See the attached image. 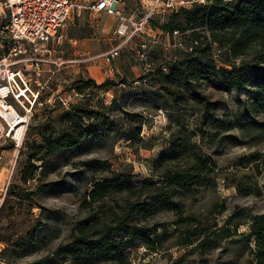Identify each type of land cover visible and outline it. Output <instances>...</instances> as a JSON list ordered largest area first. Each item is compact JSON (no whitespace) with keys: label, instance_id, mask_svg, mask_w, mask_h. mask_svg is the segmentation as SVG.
<instances>
[{"label":"rangeland","instance_id":"rangeland-1","mask_svg":"<svg viewBox=\"0 0 264 264\" xmlns=\"http://www.w3.org/2000/svg\"><path fill=\"white\" fill-rule=\"evenodd\" d=\"M79 1L83 5L89 0ZM206 2L195 0L190 4L184 0V5L180 4L174 11L192 9ZM139 4L140 0L137 5L126 7L136 15ZM3 13L7 14V8L0 0V28L5 20ZM170 13L154 15L152 23L160 25ZM180 18L184 20L182 15ZM116 23L113 14L90 13L83 7L79 14L71 13L61 27L62 42L52 44L56 45L57 53L72 60L54 73L47 71L48 66L41 72L38 81L42 85L43 103L35 107L21 145L14 146L10 138L1 140L0 242L3 249L0 258L6 264L33 261L68 241L72 228L88 215L90 207L94 218L107 214L105 211L121 196L112 194L87 206L85 201L90 200L93 183L111 177L113 172H130L135 180L150 174L153 158L169 145V138L180 123L190 130L197 125L205 131L203 138L196 135L193 140L216 162L218 172L215 188L200 186L181 199L183 217L193 216L213 229L231 224H236V229L231 236L200 253L193 244L180 243L183 236L179 230L171 233L177 214L173 210H161L149 219L161 224L156 234L162 235L164 230L168 233L158 242L159 250L139 246L131 250L130 264H246L249 247L255 242L248 223L254 215L264 213V99L258 100V91L253 86L225 91L222 86L199 80L197 87L206 95L210 111L225 120L220 128L203 124V106L193 99L187 105L182 104V109L176 105L164 107L168 94L158 95L163 92L158 68L167 73L169 70L162 63L181 58L183 50L173 46L169 31H163L156 35L158 42L149 40L147 60L135 55L139 36L122 45L115 58L106 60L103 53L122 39L114 33ZM191 37V31L183 29L180 39L189 44ZM3 41L6 39L0 42ZM4 50L5 44L0 43V55ZM219 51L214 42L211 54L216 61L220 58ZM108 66L111 72L105 73ZM89 77L97 83L111 80L114 84L81 86L83 92L73 88L75 80L79 79L76 85H83ZM36 84L33 79L32 87ZM179 91L181 94L183 89ZM70 104H75L76 113L84 114L81 123L85 127L92 124L98 128L97 137L83 138L76 146L56 147L54 151L43 147L45 139L50 135L55 137L64 125L62 111ZM94 110L100 118L90 115ZM109 119L118 121L120 127L104 126ZM127 119L142 122L141 142L130 144L121 138L120 129ZM254 153H259L257 159L252 157ZM95 158L108 161L109 168L95 172L86 166L84 161ZM24 171L28 172L26 179L21 178ZM237 181L245 182L254 191L245 194L238 191ZM221 204H225V209L219 211ZM237 211L239 216L235 215ZM231 217V224H226Z\"/></svg>","mask_w":264,"mask_h":264},{"label":"trees","instance_id":"trees-1","mask_svg":"<svg viewBox=\"0 0 264 264\" xmlns=\"http://www.w3.org/2000/svg\"><path fill=\"white\" fill-rule=\"evenodd\" d=\"M206 1L192 9L179 8L171 12L158 25L170 33L174 29L182 33L183 29H189L191 39L198 40L193 52L162 63L168 68L167 73L158 68L163 91L158 95L168 94L169 99L165 98L167 103L163 104L168 108L174 105L181 108L191 99L198 101L203 106V124L220 128L225 120L210 111V103L199 91L197 82L202 79L211 85L222 86L225 91H240L253 86L258 91V100L264 99V0ZM214 42L220 49L218 61L211 54ZM78 80L73 83L77 92H83L81 86L91 88L108 82L114 84L111 80L97 83L89 77L83 85H76ZM74 107L75 104H70L62 111L64 125L55 137L50 135L45 139L43 147L54 151L56 147L76 146L83 138L97 137L98 128L92 124L85 127L81 123L84 114L76 113ZM90 115L100 118L95 110ZM104 126L118 129L120 123L109 119ZM123 126L120 129L122 139L129 140L130 144L143 140L140 120H124ZM176 126L177 131L169 138V145L153 158L150 174L135 180L130 172H113L111 177L93 183L90 200L85 201L87 206L112 194L121 196L105 211L107 214L94 218L90 207L88 215L72 228L68 241L24 264H130V252L139 246L159 250L158 242L168 233L164 230L162 235L156 234L161 224L149 219L161 210H173L177 214V219L172 221L171 233L179 230L183 236L180 243L183 246L193 244L200 253L213 248L220 239L231 236L237 226L231 224L232 217L226 220L230 226L220 225L216 229L205 226L193 216L183 217L181 199L200 186L215 188L218 172L216 162L201 151L198 141L193 140L196 135L203 138L205 131L197 125L191 130L180 123ZM258 155L254 153L252 157L257 159ZM84 162L95 172L109 168L108 161L96 158ZM27 176L28 172L24 171L21 178ZM235 187L244 194L254 191L245 182L237 181ZM224 209L225 204L218 208L219 211ZM239 214V211L235 213ZM248 227L255 242L249 247L250 257L246 264H264V213L251 217Z\"/></svg>","mask_w":264,"mask_h":264},{"label":"built area","instance_id":"built-area-1","mask_svg":"<svg viewBox=\"0 0 264 264\" xmlns=\"http://www.w3.org/2000/svg\"><path fill=\"white\" fill-rule=\"evenodd\" d=\"M3 1L7 14L3 13L5 20L0 28V41L6 39V42H0L6 46L0 55V160L1 140L10 138L13 145L19 147L35 107L43 103L42 85L38 78L45 66H48L47 71L54 73L55 69L71 61L57 54L55 46L62 42L64 34L60 32L61 27L72 12L79 14L83 7L90 13L115 15L117 23L114 33L122 37V42L103 53L106 60L115 58L121 46L136 36H139L140 43L135 49V55L141 60H147L149 40L158 42L156 35L163 33L160 26L152 23L154 15L165 16L180 4L184 5V0H140L137 14L133 16L121 8L126 0H89L83 5L79 0ZM187 1L191 4L195 0ZM181 34L178 29L170 33L174 40L173 46L182 49L184 53L193 52L198 40L191 39L189 44L185 43L180 39ZM20 62L23 65L19 66ZM33 79L37 83L34 87L31 85ZM16 114H22L25 119L23 136L19 141L13 134V127L17 124L13 120ZM2 249L0 242V257ZM0 264H4L1 258Z\"/></svg>","mask_w":264,"mask_h":264},{"label":"bare ground","instance_id":"bare-ground-1","mask_svg":"<svg viewBox=\"0 0 264 264\" xmlns=\"http://www.w3.org/2000/svg\"><path fill=\"white\" fill-rule=\"evenodd\" d=\"M14 121L17 122V124L13 127V134L15 135V137L17 138V140L19 141L22 136H23V130H24V126H25V119L23 117L22 114H16L13 118ZM17 152V150H16Z\"/></svg>","mask_w":264,"mask_h":264},{"label":"crops","instance_id":"crops-1","mask_svg":"<svg viewBox=\"0 0 264 264\" xmlns=\"http://www.w3.org/2000/svg\"><path fill=\"white\" fill-rule=\"evenodd\" d=\"M138 2H139V0H129V1H128V5H130V8H131V7H133L134 5H137ZM128 5H125V6H124V4H123V5L121 6V8L124 7V10L128 11L129 8L126 7V6H128ZM128 12H130L131 14H134V12L132 13L131 10L128 11ZM131 14H130V15H131ZM134 16H135V14H134ZM121 42H122V39H121V41H120V44H121ZM82 49H83V48H82ZM56 52H57V51H56ZM57 54L61 55L60 53H57ZM61 56H64V55H61ZM65 58H67V57H65ZM67 59L72 60V59H70V58H67ZM104 72H105V73H107V72H111V67L108 66L107 69L104 70Z\"/></svg>","mask_w":264,"mask_h":264}]
</instances>
